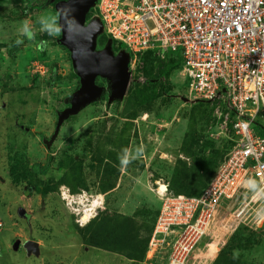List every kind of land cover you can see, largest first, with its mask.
I'll list each match as a JSON object with an SVG mask.
<instances>
[{"label": "rangeland", "instance_id": "obj_1", "mask_svg": "<svg viewBox=\"0 0 264 264\" xmlns=\"http://www.w3.org/2000/svg\"><path fill=\"white\" fill-rule=\"evenodd\" d=\"M44 2L0 0V264H145V260L136 262L85 245L76 224L85 225L84 215L96 216L104 210L126 215L145 209L158 212L165 196L161 186H168L180 160L193 163L194 157L187 151L212 146L209 149L224 158L233 147L234 131L224 126L214 102H186L188 84L179 50L172 55L176 68L166 86L158 80L141 93L147 101L156 94L150 109L132 117L135 107L129 108L126 101L108 105L102 99L68 119L48 146L58 112L65 108L64 100L78 82L71 74L70 53L57 41L59 31L55 35L41 31V18L59 27L54 6L42 7ZM24 21L35 33L33 40L19 31ZM18 39L23 43L17 45ZM103 44L101 38L99 46ZM53 69L59 78L51 84ZM132 69L137 89L147 77L157 74L143 59ZM195 137L199 143L192 146ZM121 149H126L124 155ZM110 152L127 156L129 163L125 167L112 162ZM15 153L24 155L29 169L39 165V172L29 180L40 188L44 181L48 183L51 192L46 199L37 190L27 196L25 186L29 184L13 182L9 161ZM108 161L116 165L111 174L117 178V186L103 194L99 190L101 167ZM81 175L88 188L75 186V178ZM249 195L251 191H241L220 208L206 238V246L213 242L208 246L209 258L203 257L208 264L215 262V253L219 255L229 241L243 243L236 249L242 264H264V200L237 215ZM143 218L138 214L139 220ZM30 240L38 243V252L25 247ZM155 244L158 248L161 242ZM154 251L152 246L146 263L167 264L169 247L164 246L158 256ZM193 257L187 264H194Z\"/></svg>", "mask_w": 264, "mask_h": 264}, {"label": "built area", "instance_id": "obj_2", "mask_svg": "<svg viewBox=\"0 0 264 264\" xmlns=\"http://www.w3.org/2000/svg\"><path fill=\"white\" fill-rule=\"evenodd\" d=\"M95 18L126 45L132 73L147 51L165 60L180 50L188 100L214 102L234 131L233 147L201 195L165 192L150 249L158 256L169 247L167 264H187L222 205L245 190L251 195L237 215L264 200V136L255 129L264 124V0H97L88 15Z\"/></svg>", "mask_w": 264, "mask_h": 264}, {"label": "trees", "instance_id": "obj_3", "mask_svg": "<svg viewBox=\"0 0 264 264\" xmlns=\"http://www.w3.org/2000/svg\"><path fill=\"white\" fill-rule=\"evenodd\" d=\"M49 5L47 0L42 4L43 6ZM54 6V4H52ZM60 33V30H59ZM104 38L105 42L107 37ZM115 48L117 50L125 48V44L115 43ZM66 49V48H65ZM66 51H68L66 49ZM179 53V50L176 51ZM69 53V51H68ZM154 50L147 51L142 55V58L146 63L151 64L152 69H157V74L155 76H149L146 78L145 83L141 89H137V79L132 78L129 86V91L124 99L127 102L129 108L134 109V113L131 114L132 117L136 116L137 112L142 110H148L151 108L156 94L154 93L150 98V101L144 99L141 94L144 90L152 89L158 80L162 81V87L164 88L167 84L170 73L176 68V61L172 58L174 52L170 51L165 60H160L156 57ZM72 68V66H71ZM52 78L54 80L58 79L56 69H53ZM71 74L76 78L79 86V78L76 75L73 68L71 69ZM98 83L105 84V81L98 78ZM77 86V87H78ZM107 99V96L103 97ZM123 102V101H122ZM98 102L94 103L97 104ZM108 103V101H107ZM117 103V102H116ZM65 104V103H64ZM66 105V104H65ZM109 105V104H108ZM256 126V131L264 136V125L258 123ZM196 141L192 145H198L199 139L195 137ZM212 146H203L199 152L190 148L187 152L190 156H193V163H187L186 161H179V168H176L177 172L172 177L170 183L168 184V190L174 192L175 194L184 193L188 195L198 196L201 195L205 188L208 186L212 180L220 160L223 158V154L217 153L213 149H209ZM210 153L207 155V150ZM122 154L126 153V149H121ZM227 152L226 150L223 151ZM109 159L114 162L121 164L123 157H120L116 152H110L108 154ZM109 163L103 165L102 175H100L99 190L101 193L106 194L114 190L117 186V178L113 177L111 174L112 170L116 171V165H111ZM10 174L13 177V182L16 184L28 183L25 186V194L31 196L32 193L37 190L43 199L47 198L50 194L51 188L48 186L47 182H43L42 188L38 185L32 183L29 178L39 172L38 167L29 169L27 162L25 161L24 155L21 153H15L10 156ZM64 181V179L62 180ZM75 186H83L88 188L86 184V179L81 177L75 178ZM34 190V191H33ZM161 209V208H160ZM138 214L144 216L143 220L138 219ZM160 210L158 212L152 213L150 210H136L134 215H126L119 211L111 212L104 210L99 212L98 215L92 218L85 225L76 224L78 232L83 236L84 244L97 249H103L106 251L114 252L117 254L124 255L128 259L134 260L136 262H143L146 260L147 253L150 249V242L152 236L155 232L156 222ZM243 243L238 242L236 245L233 241H229L227 245L220 251L215 262L213 264H242L239 254L236 253V249L242 248Z\"/></svg>", "mask_w": 264, "mask_h": 264}, {"label": "water", "instance_id": "obj_4", "mask_svg": "<svg viewBox=\"0 0 264 264\" xmlns=\"http://www.w3.org/2000/svg\"><path fill=\"white\" fill-rule=\"evenodd\" d=\"M97 0H47L54 3L58 13L60 36L57 41L70 53L72 68L79 78V86L65 99L66 107L58 112L54 133L47 141L50 146L58 137L64 122L78 115L90 105L107 96L108 104L124 101L132 71L131 54L123 48L117 50L112 38H108L103 47L99 40L104 35V24L100 18L88 20V14ZM98 78L105 84L98 83ZM167 185H162V187ZM168 188H166L167 190ZM20 215L24 209L20 207ZM18 247V243H16ZM28 251H39L38 243L27 241Z\"/></svg>", "mask_w": 264, "mask_h": 264}, {"label": "clouds", "instance_id": "obj_5", "mask_svg": "<svg viewBox=\"0 0 264 264\" xmlns=\"http://www.w3.org/2000/svg\"><path fill=\"white\" fill-rule=\"evenodd\" d=\"M89 15V14H88ZM39 23H40V25H41V31H45V32H47L49 35H55L60 29H59V27H57L56 26V24H55V22L53 21V22H48L47 20H45V19H43V18H41L40 19V21H39ZM20 33H21V35H23V36H26L29 40H33L34 38H35V33H34V31L31 29V27H30V24H29V22L28 21H24L23 22V24H22V27L20 28ZM104 34H105V32H104ZM107 37V40H108V38H112V37H110V36H107V35H103L102 37ZM113 39V38H112ZM113 41H114V44L116 43L117 45L119 44L118 43V41H116V40H114L113 39ZM107 42V41H106ZM105 42V43H106ZM21 43H23V41L22 40H20V39H18L17 41H16V44L17 45H20ZM44 43L45 42H41V47L44 45ZM125 49H126V47H125ZM187 95V94H186ZM185 100H186V102H190L189 100H188V97L186 96L185 97ZM198 102H206V101H198ZM191 103H194V102H191ZM216 107V106H215ZM258 123H260V122H258L257 121V125L256 126H258L259 124ZM262 124V123H261ZM262 125H264V124H262ZM256 128V127H255ZM120 160H121V164L123 165V166H125L126 167V165L129 163V160H128V158H127V156H125L124 158H120ZM220 164V163H219ZM219 166V165H218ZM217 172V171H216ZM216 172H215V174H216ZM166 185V184H165ZM247 186L248 187H251V188H256V182L254 181V180H249L248 182H247ZM167 188H168V186H167ZM164 192H168L167 190L166 191H164ZM171 193H174V192H171ZM178 194H184V193H178ZM184 195H187V196H194V195H188V194H184ZM162 206V205H161ZM84 215V214H83ZM98 214H96V216H97ZM94 216V215H93ZM92 216V217H93ZM96 216H94V217H96ZM93 217V218H94ZM92 218L90 217L88 220H86L85 221V224H87L90 220H91ZM205 239L207 238V236L206 237H204ZM150 250V249H149ZM146 259H147V257H146ZM145 264H149V263H146V260H145V262H144Z\"/></svg>", "mask_w": 264, "mask_h": 264}, {"label": "crops", "instance_id": "obj_6", "mask_svg": "<svg viewBox=\"0 0 264 264\" xmlns=\"http://www.w3.org/2000/svg\"><path fill=\"white\" fill-rule=\"evenodd\" d=\"M225 111H227L226 109H225ZM224 111V112H225ZM173 238L175 237V235H173L172 236ZM206 239L205 238H203L202 239V242L198 245V247H197V249L195 250V252H194V254H193V256H195V257H193V258H195L196 260H193V263L194 264H208V262L206 261V260H203V257L204 256H206L207 254L208 255H210V252H211V248L210 249H208L209 247H211L212 245L211 244H213V242L212 243H207V246H206ZM209 246V247H208ZM206 250L207 252H202V250ZM206 254V255H205ZM218 253H215V256L217 257L218 255H217ZM207 255V258H209V256ZM192 257H191V259H192ZM202 260V261H201ZM213 264V263H212Z\"/></svg>", "mask_w": 264, "mask_h": 264}, {"label": "bare ground", "instance_id": "obj_7", "mask_svg": "<svg viewBox=\"0 0 264 264\" xmlns=\"http://www.w3.org/2000/svg\"><path fill=\"white\" fill-rule=\"evenodd\" d=\"M165 185V184H164ZM166 188H167V186L165 187H162V191H166ZM94 215V214H93ZM93 215H91L90 214V217H92ZM89 214H87V215H84L83 217H82V219H83V221H86V220H88L89 218Z\"/></svg>", "mask_w": 264, "mask_h": 264}, {"label": "flooded vegetation", "instance_id": "obj_8", "mask_svg": "<svg viewBox=\"0 0 264 264\" xmlns=\"http://www.w3.org/2000/svg\"><path fill=\"white\" fill-rule=\"evenodd\" d=\"M53 4H54V3H53ZM51 5H52V4H51ZM104 45H105V44H103V46H104ZM103 46H101V47H103ZM64 103H65V100H64ZM65 107H66V105H65ZM70 118H71V117H70ZM70 118H69V119H70ZM57 119H58V118H57ZM67 120H68V119H67ZM67 120H66V121H67ZM66 121H65V122H66ZM65 122H64V123H65ZM56 124H57V123H56ZM55 127H56V126H55Z\"/></svg>", "mask_w": 264, "mask_h": 264}]
</instances>
